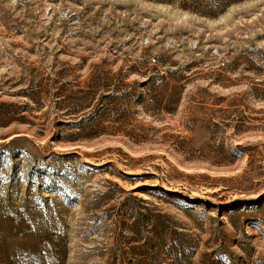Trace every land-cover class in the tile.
Returning a JSON list of instances; mask_svg holds the SVG:
<instances>
[{"label":"rangeland","instance_id":"obj_1","mask_svg":"<svg viewBox=\"0 0 264 264\" xmlns=\"http://www.w3.org/2000/svg\"><path fill=\"white\" fill-rule=\"evenodd\" d=\"M0 264H264V0H0Z\"/></svg>","mask_w":264,"mask_h":264}]
</instances>
